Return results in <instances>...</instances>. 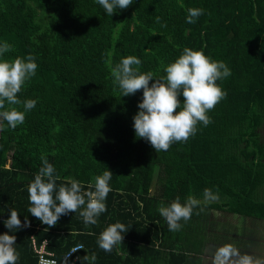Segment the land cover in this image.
<instances>
[{
    "label": "trees",
    "instance_id": "1",
    "mask_svg": "<svg viewBox=\"0 0 264 264\" xmlns=\"http://www.w3.org/2000/svg\"><path fill=\"white\" fill-rule=\"evenodd\" d=\"M189 8L204 10L194 23H187ZM5 42L11 48L0 59L31 55L38 65L18 93L21 103L5 104L24 111L23 102L35 100L24 123L12 129L0 119V234L9 232L3 221L11 208L30 222L9 232L17 264H36L31 234L47 240L58 260L82 245L80 264H156L163 253L168 264H177L176 254L187 263L201 252L198 225L182 219L170 231L158 211L177 197L199 201L191 215L203 207L264 220V0H133L113 16L96 0H0ZM184 48L227 65L231 75L217 80L227 95L207 113L208 126L198 123L186 142L155 152L133 128L143 90L122 96L111 69L132 55L140 72L159 79ZM41 156L54 166L57 186L75 179L88 191L96 176L113 173L97 224L85 226L78 210L49 227L27 211ZM116 222L129 231L105 252L99 235Z\"/></svg>",
    "mask_w": 264,
    "mask_h": 264
},
{
    "label": "clouds",
    "instance_id": "2",
    "mask_svg": "<svg viewBox=\"0 0 264 264\" xmlns=\"http://www.w3.org/2000/svg\"><path fill=\"white\" fill-rule=\"evenodd\" d=\"M96 2L107 15L113 16L118 9L128 8L133 0ZM187 11V23H194L195 18L202 15L204 10L189 8ZM10 48L7 42L0 44V57ZM139 65L141 60L136 56L124 57L111 69V75L122 96L134 95L143 90L142 101L138 103L139 111L133 117V128L136 138L149 142L155 152L167 151L174 142H186L195 135L198 123L208 126L211 118L207 113L227 95L217 80L230 76V69L224 62L214 61L202 51L184 48L182 54L164 68L166 75L159 79H154L152 72H140ZM37 68L35 58L31 55L14 60L0 59V119L6 121L12 129L24 123L25 113L35 107L36 101H24V111L16 107L5 109V104L21 103L18 93L36 75ZM150 81L155 82L149 86ZM41 160L42 167L27 188L31 205L27 211L49 227L55 226L61 216L78 210L85 226L97 224V218L107 210L105 201L111 191L109 181L113 173L107 168L102 175L94 178L93 183L88 184V191H83L84 186L75 179L57 186L60 178L54 175V166L44 156H41ZM204 195L207 199L212 194L209 189H205ZM198 203L190 196L182 204L177 197L167 206H160L158 211L165 218L169 230L177 231L181 227L179 222L190 219ZM9 211L10 216L3 221L9 232L30 226L28 217L22 223L15 208ZM128 231L129 228L121 222L111 224L100 233L98 246L110 253L123 242L124 234ZM9 232L0 234V264H17L19 259V253L14 247L17 238ZM91 259H96L95 253ZM213 264H254V260L248 254L241 255L232 244H225L217 249ZM255 264H261L260 260L257 259Z\"/></svg>",
    "mask_w": 264,
    "mask_h": 264
},
{
    "label": "crops",
    "instance_id": "3",
    "mask_svg": "<svg viewBox=\"0 0 264 264\" xmlns=\"http://www.w3.org/2000/svg\"><path fill=\"white\" fill-rule=\"evenodd\" d=\"M242 218L245 220H241ZM253 219L199 207L188 220L198 225L199 232L195 240L199 241L198 237H201V246L196 242L201 252L191 253L184 264H213L217 249L225 244H232L241 255L252 256L254 264L257 259L264 264V224L256 219L251 222ZM240 228L243 230L240 231ZM174 244H178L177 240H174ZM171 259L178 264L182 258L176 254ZM156 264H168V254L163 253Z\"/></svg>",
    "mask_w": 264,
    "mask_h": 264
},
{
    "label": "built area",
    "instance_id": "4",
    "mask_svg": "<svg viewBox=\"0 0 264 264\" xmlns=\"http://www.w3.org/2000/svg\"><path fill=\"white\" fill-rule=\"evenodd\" d=\"M29 240L33 253L36 257V264H80L79 253L83 250L82 245L71 246L64 253L63 257L58 260L48 249L49 242L47 240L44 239L41 242H38L34 235H31Z\"/></svg>",
    "mask_w": 264,
    "mask_h": 264
},
{
    "label": "rangeland",
    "instance_id": "5",
    "mask_svg": "<svg viewBox=\"0 0 264 264\" xmlns=\"http://www.w3.org/2000/svg\"><path fill=\"white\" fill-rule=\"evenodd\" d=\"M241 220H245V218H242ZM256 220H259V219H256ZM253 221H255V219H253L251 222H253ZM259 222H263L262 224H264V220H259ZM243 229L242 228H240V231H242Z\"/></svg>",
    "mask_w": 264,
    "mask_h": 264
}]
</instances>
